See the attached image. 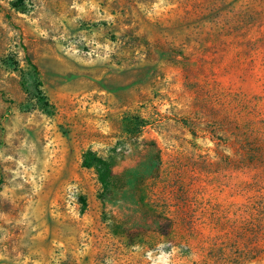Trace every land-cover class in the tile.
I'll list each match as a JSON object with an SVG mask.
<instances>
[{
  "label": "rangeland",
  "instance_id": "obj_1",
  "mask_svg": "<svg viewBox=\"0 0 264 264\" xmlns=\"http://www.w3.org/2000/svg\"><path fill=\"white\" fill-rule=\"evenodd\" d=\"M240 10L0 0V264H264V37L220 43Z\"/></svg>",
  "mask_w": 264,
  "mask_h": 264
},
{
  "label": "trees",
  "instance_id": "obj_2",
  "mask_svg": "<svg viewBox=\"0 0 264 264\" xmlns=\"http://www.w3.org/2000/svg\"><path fill=\"white\" fill-rule=\"evenodd\" d=\"M240 2L241 10L240 17L236 19V27L234 36L227 32L220 43L225 44L226 52H230V47L235 44V48H248L247 52H242L240 49L235 50V56L253 55L251 53L256 50L254 44L264 37V0H237ZM252 19V20H251ZM211 44H214L211 42ZM251 47V48H249ZM253 47H255L253 49ZM110 161L96 158L93 168L97 174L98 181L102 191L107 194L113 190L117 184V178L112 174ZM144 187V181L139 183V186ZM141 201V199H140Z\"/></svg>",
  "mask_w": 264,
  "mask_h": 264
}]
</instances>
